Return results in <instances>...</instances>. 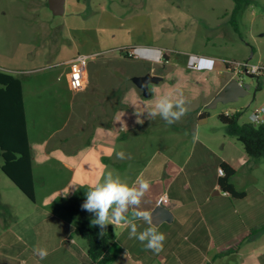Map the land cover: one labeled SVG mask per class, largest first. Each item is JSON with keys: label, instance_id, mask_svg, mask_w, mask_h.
<instances>
[{"label": "rangeland", "instance_id": "obj_1", "mask_svg": "<svg viewBox=\"0 0 264 264\" xmlns=\"http://www.w3.org/2000/svg\"><path fill=\"white\" fill-rule=\"evenodd\" d=\"M232 7V0H66L63 14L53 15L46 0H0V71L22 80L30 138L44 132L47 136L51 134L52 140L60 135H71L72 131L76 132L74 121L77 116L84 115L89 120L93 114V124H107L109 117L111 119L121 106L120 91L113 93L118 83L124 82L128 74H144L147 68L164 78L154 85L159 87L160 94L183 95L184 91L195 92L196 89L201 94L208 86L210 96L213 94L210 85L217 88L220 79H215L213 74H203L199 66L193 67L194 62L199 65L203 58L214 57L223 65L224 62L243 61L264 65V0H247L236 17V30L230 21ZM143 46L158 48L161 61L166 62V54L167 62L150 64L143 59L121 57L120 48ZM73 55L88 57V83L83 92L65 86L63 69L67 66L64 60ZM224 75L231 77L228 70ZM239 76L243 83L249 84V89L237 101L217 103L215 108H208L214 95L204 106L200 100L183 105L188 109L202 106L201 110L209 114L200 123L196 136L208 141L216 153L222 152L227 139L243 151L240 142L225 134V127L218 118L220 113L240 111V123H254L257 113L264 118V74L248 76L242 72ZM152 87L150 84V92ZM102 92L111 93V100L104 101V107L98 99ZM156 97L153 94L144 100L153 102ZM66 112L70 114L68 120L64 116ZM62 118L67 124H63L61 132H56L60 130ZM93 124L84 127L90 128ZM169 125L177 126L183 132L182 126L192 125V122L186 120ZM168 133L167 128L150 130L123 148L118 144L116 152L121 149L128 159L138 157L146 162L153 156L155 147L162 149L167 143ZM114 159L118 160L116 155ZM253 161L258 165L257 174L264 181V157ZM126 166L122 175L131 174L137 167L134 162H127ZM245 172L247 169L238 172L234 179L240 188L248 186L243 176ZM76 202H71V212H58L57 215L78 223L85 216L74 213L78 209ZM33 207V203L0 170V234L9 230L22 233L25 239L31 238L33 242L38 238L39 241L45 239L44 244L36 243L31 247L41 246L50 251L56 245L52 236L37 232L38 238H33L25 231L24 221L29 219L26 213L31 215ZM35 212L40 220L49 219L41 216L38 210ZM52 256L51 253L41 260L34 254L31 261L50 264Z\"/></svg>", "mask_w": 264, "mask_h": 264}, {"label": "crops", "instance_id": "obj_2", "mask_svg": "<svg viewBox=\"0 0 264 264\" xmlns=\"http://www.w3.org/2000/svg\"><path fill=\"white\" fill-rule=\"evenodd\" d=\"M65 3L66 0L64 6ZM158 50L140 47L139 59L163 65L168 57L164 54L166 62H162ZM76 56L68 57L64 62ZM198 66L204 71L203 74H213L215 79H220V83L217 81V88L210 85L212 95L207 93L208 86L201 94L199 89L195 92L184 91L183 95H175L174 92L160 94L159 87L154 85L163 81L162 77L158 83H151L153 87L150 97L155 94L156 100L145 101L150 97H143L141 90L131 82V77L137 75L128 74L126 80L120 81L114 90L117 94L120 91L118 99L121 106L111 119L109 117L107 124H93V114L89 120L84 115H75L78 117L74 121L76 132L60 135L54 140L51 134L47 136L45 132L30 138L25 109L35 192V202H32L34 212L31 215L26 213L29 219L24 221L27 226L25 231H29L33 238L38 233L53 237L56 245L48 251L53 254L49 258L50 264H85L89 260L86 241L73 234L77 223L57 214H67L71 202L77 200L78 209L74 213H81L85 216L83 218H95L93 213L82 208L85 193L102 182L109 173L137 187V177H140L148 182L149 187L141 197L140 204L131 206L126 214L131 224L110 225L115 238L107 248L110 259L106 264H264V181L257 174L259 169L254 159L248 157L244 150L237 149L230 139L223 143L222 152L216 153L208 141L196 136L200 123L209 117V114L201 110L202 106L185 108L184 115L176 120L178 123L186 120L192 122V125L182 126L183 132L177 126L166 125L159 115H150L162 95H170L173 102L182 99L184 104L200 100L204 106L228 81L229 77L224 75L227 68L214 57L203 58ZM84 70L88 83L87 66ZM146 71L145 73L160 76L148 68ZM63 72H66L65 86H68L67 67ZM183 87L184 85L178 91ZM98 99L104 107V101L111 100V93L102 92ZM64 116L67 119L70 114L66 112ZM62 119L58 127L60 130H55L56 132L63 130L62 126L67 124L69 117L67 120L63 119V122ZM90 123L94 126L84 127ZM166 128L169 131L167 143L162 149L155 147L153 156L148 161L139 160L138 157L128 159L126 156L124 159H114L118 144L123 148L128 142H136L150 130ZM127 162H134L137 167L131 174L122 175L121 172L127 170ZM222 162L234 168L235 174L231 177V182L237 189L245 191L243 198H234L219 188L217 169ZM244 169L247 172L243 176L249 184L247 183L246 188H240L234 179ZM163 194L167 196V202L157 205L158 197ZM35 210L49 219L40 220ZM133 211L147 213L150 223L133 217ZM14 223L17 224L16 221ZM133 224L137 233L150 227L163 233L166 237L163 249L157 253L147 249L146 242L130 238L129 232ZM0 236V240L4 242H0L1 264H29L28 261L30 264H39L31 261L34 255L31 245L44 244L45 239L39 241L37 237L38 241L33 242L31 238L25 239L22 233L9 230Z\"/></svg>", "mask_w": 264, "mask_h": 264}, {"label": "trees", "instance_id": "obj_3", "mask_svg": "<svg viewBox=\"0 0 264 264\" xmlns=\"http://www.w3.org/2000/svg\"><path fill=\"white\" fill-rule=\"evenodd\" d=\"M232 1L230 21L236 30V17L247 0ZM259 89L260 85L257 86V90ZM240 115V111H234L229 116L223 113L218 115L225 127V134L240 142L248 157H264V123H240ZM0 159V170L31 202H35L32 152L27 135L22 80L3 71H0ZM220 167L224 174L218 178L219 188L234 198H243L245 191L237 189L231 182V177L235 174L234 168L225 162L220 163ZM94 219H80L73 232L86 241V252L91 264H106L110 259L107 248L115 234L110 225L101 233L100 227L93 224Z\"/></svg>", "mask_w": 264, "mask_h": 264}, {"label": "clouds", "instance_id": "obj_4", "mask_svg": "<svg viewBox=\"0 0 264 264\" xmlns=\"http://www.w3.org/2000/svg\"><path fill=\"white\" fill-rule=\"evenodd\" d=\"M184 101L177 100L173 102L170 95H162L156 101L150 115L160 116L166 123L171 124L178 120L185 113L183 107ZM255 119V117H253ZM118 159H124V152H116ZM138 187L123 182L118 176L114 177L111 173L107 174L102 182L97 183L93 188L85 193V201L82 208L95 215L94 225L102 230L107 225L131 224V220L126 215L131 206H138L141 197L148 189L147 181L137 177ZM131 215L135 218H142L150 223L147 213L133 211ZM130 238L138 239L145 243V247L154 252H160L163 249V242L166 237L163 233L157 232L154 227H150L140 233L133 224L129 232ZM33 252L41 260L47 258L49 252L46 248H34Z\"/></svg>", "mask_w": 264, "mask_h": 264}, {"label": "built area", "instance_id": "obj_5", "mask_svg": "<svg viewBox=\"0 0 264 264\" xmlns=\"http://www.w3.org/2000/svg\"><path fill=\"white\" fill-rule=\"evenodd\" d=\"M123 56H127L131 59H139L140 55L138 52V48L135 47H123L120 49ZM161 55V53H160ZM87 56L78 55L75 58L69 60L65 63L67 66V85L70 90L72 91H78L84 88L86 84L85 79V66L87 63ZM162 60V58H161ZM225 67L227 70L233 69L234 73L238 76L243 73H248L250 75H260L264 74V65H261L259 63L253 64L249 61H243V62H224ZM198 64L196 62L193 63V67H197ZM239 81L240 80L239 76ZM223 114L225 116H229L232 113L228 111H224ZM264 123V118H260L257 113L256 120L253 124H259ZM217 173L219 176H222L223 170L221 167L217 169ZM167 202V196L165 194L161 195L157 199V205H161Z\"/></svg>", "mask_w": 264, "mask_h": 264}, {"label": "water", "instance_id": "obj_6", "mask_svg": "<svg viewBox=\"0 0 264 264\" xmlns=\"http://www.w3.org/2000/svg\"><path fill=\"white\" fill-rule=\"evenodd\" d=\"M64 1L65 0H47L49 10L53 15H62L64 12ZM231 77L221 87V89L215 94L210 103L207 105L208 108H215L217 103H228L237 101L238 98L244 97L248 93L249 84L241 83L239 76L234 73L233 69H230ZM251 76L248 73H245ZM162 77L153 75L151 73H145L143 75H137L131 77V82L141 90L142 96L145 98L150 97L149 84L158 83Z\"/></svg>", "mask_w": 264, "mask_h": 264}, {"label": "flooded vegetation", "instance_id": "obj_7", "mask_svg": "<svg viewBox=\"0 0 264 264\" xmlns=\"http://www.w3.org/2000/svg\"><path fill=\"white\" fill-rule=\"evenodd\" d=\"M230 73V72H229ZM231 74V73H230Z\"/></svg>", "mask_w": 264, "mask_h": 264}]
</instances>
